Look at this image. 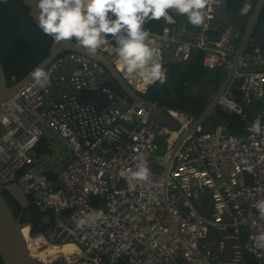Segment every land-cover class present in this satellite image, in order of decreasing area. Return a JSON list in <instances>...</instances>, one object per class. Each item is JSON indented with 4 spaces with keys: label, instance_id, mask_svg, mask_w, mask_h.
I'll return each instance as SVG.
<instances>
[{
    "label": "built area",
    "instance_id": "1",
    "mask_svg": "<svg viewBox=\"0 0 264 264\" xmlns=\"http://www.w3.org/2000/svg\"><path fill=\"white\" fill-rule=\"evenodd\" d=\"M263 1L248 16V35L263 20ZM218 4L208 5L196 31L178 30L172 10L171 21L161 18V32L150 31L163 66L186 64L200 51L203 66L224 76L201 116L163 108L176 128L122 98L109 87L106 70L76 52L58 55L44 69L48 85L29 82L2 105L0 185L19 184L39 211L57 214L45 240L79 249L51 264H264V249L254 241L264 218L253 206L264 199V131H248L257 117L264 129V48L233 39L217 18ZM108 39L99 50L144 95L152 85L125 76ZM86 90L101 92L109 104L82 102ZM219 110L245 121L244 132L215 124ZM47 131L70 153L54 173L36 153ZM145 161L149 183L130 184L119 175ZM93 210L103 213L96 225L78 227Z\"/></svg>",
    "mask_w": 264,
    "mask_h": 264
},
{
    "label": "clouds",
    "instance_id": "2",
    "mask_svg": "<svg viewBox=\"0 0 264 264\" xmlns=\"http://www.w3.org/2000/svg\"><path fill=\"white\" fill-rule=\"evenodd\" d=\"M211 2L213 0H36V18L42 33L54 41H75L77 47L93 54L110 43V35L115 41L117 63L125 76L147 87L157 82L166 83L167 70L163 67L157 40L144 26L146 22L161 18L171 21L169 10H172L186 15L191 25L199 27L205 23V10ZM250 7L245 0L240 15H246ZM31 77L39 87L50 83V73L43 68L35 69ZM248 131L257 135L264 131L260 117L249 125ZM119 175L130 184L142 185L150 182L152 173L145 161L134 170H121ZM253 206L264 218V199ZM102 215L93 210L79 218L77 226H94ZM254 241L256 247L264 249V232L256 235Z\"/></svg>",
    "mask_w": 264,
    "mask_h": 264
},
{
    "label": "water",
    "instance_id": "3",
    "mask_svg": "<svg viewBox=\"0 0 264 264\" xmlns=\"http://www.w3.org/2000/svg\"><path fill=\"white\" fill-rule=\"evenodd\" d=\"M227 0H219L218 4V20L226 25L231 37L238 41H245L254 46L264 48V18L253 34H246L241 26H238L231 20V15L227 10ZM25 4L30 8V15L38 24L36 18V0H24ZM76 52L83 55L97 63H99L109 74L110 78L114 80L122 89L123 93L129 97L134 103L144 106L149 110L157 124L162 126H169L176 128V121L171 118L168 113L155 103L147 100L139 92H137L132 85L121 75L115 64L101 50L96 53H90L81 47L75 45V41L54 42L51 46L50 52L29 74L23 79L9 86L4 67L0 60V111L2 105L9 100L20 88L29 82H33L31 73L37 68L45 69L59 54L63 52ZM6 190L16 197L23 207L30 205L28 196L23 191L22 187L17 183H11L6 186H0V258L3 264H42L31 256L30 250L27 246L26 237L23 235V230L28 228L30 237H40L41 233L32 234L33 223L24 222L21 217L16 215L12 207L8 203L3 191Z\"/></svg>",
    "mask_w": 264,
    "mask_h": 264
},
{
    "label": "trees",
    "instance_id": "4",
    "mask_svg": "<svg viewBox=\"0 0 264 264\" xmlns=\"http://www.w3.org/2000/svg\"><path fill=\"white\" fill-rule=\"evenodd\" d=\"M184 17L187 19L186 15ZM145 27L152 32H161L163 21L161 19L158 21L151 20L146 22ZM48 48L49 46L45 47L44 54L39 56L40 59L37 58L35 60H29L21 53L7 56L0 51V60L7 76L8 85L15 84L31 72L47 56ZM163 67L167 70L166 83L161 85L157 82L150 86L144 95H141L159 107L190 114L194 117H199L203 114L211 95L219 90L224 80L221 70H208L203 66L202 52L200 51L194 52L191 61L186 64L170 63ZM108 85L126 101L129 103L133 102L111 78ZM80 99L84 103L99 104L101 107L109 104L106 96L99 91H83L80 94ZM217 113L212 118L215 124L219 125L225 122L230 132L234 134L244 132L245 121L239 116L237 117L221 110ZM158 140L160 147L162 145L164 148V138L161 137ZM36 153L38 158L51 154V146L46 139H42L39 143ZM46 213L53 214L52 211Z\"/></svg>",
    "mask_w": 264,
    "mask_h": 264
},
{
    "label": "flooded vegetation",
    "instance_id": "5",
    "mask_svg": "<svg viewBox=\"0 0 264 264\" xmlns=\"http://www.w3.org/2000/svg\"><path fill=\"white\" fill-rule=\"evenodd\" d=\"M248 2L251 5L250 10L246 15L242 16L240 15V9L245 0L226 1L231 20L238 26H241L242 30L257 0H248ZM173 12L176 13L175 11ZM262 17L264 18V1L260 12V18ZM54 42L52 37L43 34L39 29L38 24L30 15V8L25 4L24 0H6V2H0V51L4 55L21 53L29 60H35L41 54H44L45 47L49 46L48 51L50 52ZM49 52H47V56ZM6 185L8 184L0 186ZM3 194L16 215L21 217L24 222L29 221L33 223L32 234L41 233L45 235L53 229L57 214L39 211L29 197L30 205L23 207L19 200L8 191L4 190ZM0 264H3L1 258Z\"/></svg>",
    "mask_w": 264,
    "mask_h": 264
},
{
    "label": "bare ground",
    "instance_id": "6",
    "mask_svg": "<svg viewBox=\"0 0 264 264\" xmlns=\"http://www.w3.org/2000/svg\"><path fill=\"white\" fill-rule=\"evenodd\" d=\"M23 235L26 237L27 246H28V249L30 250L31 256L35 258L36 260H39L40 263L42 264H51V261L53 260H56L58 258L66 259L73 253L77 251L79 252V249L73 243H64V244L52 243L49 240H45L44 237H41L42 235L37 238H34V237L31 238L28 235V228H25L23 230Z\"/></svg>",
    "mask_w": 264,
    "mask_h": 264
},
{
    "label": "rangeland",
    "instance_id": "7",
    "mask_svg": "<svg viewBox=\"0 0 264 264\" xmlns=\"http://www.w3.org/2000/svg\"><path fill=\"white\" fill-rule=\"evenodd\" d=\"M260 110L261 106L258 108V111ZM51 135H53L51 132H46L47 138L54 140V146L51 147V154L49 156L47 155L42 157L41 164L46 165L44 167L42 166L44 170L54 173L61 170L64 162L67 161V159L70 157V153L68 150H66L63 146L59 144V139L55 140L54 137H51ZM163 152L164 149L161 145L159 154H162ZM60 260L61 259L58 258L55 260V262L57 261V263H59L61 262Z\"/></svg>",
    "mask_w": 264,
    "mask_h": 264
},
{
    "label": "crops",
    "instance_id": "8",
    "mask_svg": "<svg viewBox=\"0 0 264 264\" xmlns=\"http://www.w3.org/2000/svg\"><path fill=\"white\" fill-rule=\"evenodd\" d=\"M175 18H176V20H177V29L179 30V29H185V30H189V31H196V30H198L199 29V27H197V26H193V25H191L189 22H188V20L184 17V15H180V14H177V13H175ZM215 94V93H214ZM214 94H212L211 95V97L214 95ZM51 137H54V136H52L51 135ZM47 141H48V143L50 144V146L51 147H53L54 146V140L53 139H49V138H45ZM54 139H55V137H54ZM165 146V145H164ZM61 158V157H60Z\"/></svg>",
    "mask_w": 264,
    "mask_h": 264
}]
</instances>
